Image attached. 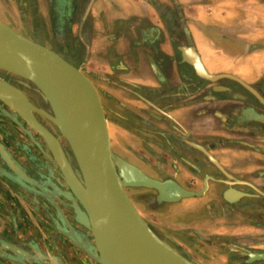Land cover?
<instances>
[{"label":"crops","instance_id":"1","mask_svg":"<svg viewBox=\"0 0 264 264\" xmlns=\"http://www.w3.org/2000/svg\"><path fill=\"white\" fill-rule=\"evenodd\" d=\"M0 21L59 53L69 51L67 59L91 73L115 122L111 145L146 174L184 176L165 168V144L191 167L193 159L209 161L193 142L233 181L264 189V0H0ZM197 62L209 74L230 77L207 79ZM14 156L27 174L0 163V241L32 259L0 248V264H53L45 256L89 264L86 253L46 225L52 213L44 176L28 171L26 157ZM204 177L210 184L201 196L171 202L156 216L200 264H248V253L264 248V201L229 203L223 191L244 184Z\"/></svg>","mask_w":264,"mask_h":264},{"label":"water","instance_id":"2","mask_svg":"<svg viewBox=\"0 0 264 264\" xmlns=\"http://www.w3.org/2000/svg\"><path fill=\"white\" fill-rule=\"evenodd\" d=\"M1 47L16 52L24 60L29 73L26 76H20L26 81L20 79L17 81L26 88L39 92L51 110L49 113L34 106L33 114L34 112L41 113L54 123L61 136L66 139L76 162L77 167L73 169L59 141L62 164L51 156L70 189V192L66 194L73 201L76 220L90 231L92 237L90 243L92 249L85 247L73 235L75 244L98 264H126L123 256L126 255V260L131 262V255L135 252V242L144 233L146 237L164 245L184 259H191L162 239L150 227L128 195L126 187L151 188L156 191V202H174L182 197L204 193L208 187L207 177L204 179L203 188L194 191L184 188L172 178L158 179L149 176L137 165L113 151L107 118L98 90L81 66L74 65L59 52L17 32L12 26L2 21H0ZM196 66L199 74L210 80L220 76L230 77L228 74H209L199 62ZM0 69H7L15 75H20L2 64H0ZM33 114L31 116L34 123L20 118L41 138H44L47 130L34 118ZM11 117L18 122L15 117ZM189 143L202 151L209 161L230 178L206 148L193 142ZM0 153L12 169L17 173H22L9 162L1 144ZM226 183L246 184L264 195V192L244 180H226ZM230 189L238 191L236 198L232 199L227 196ZM250 195L233 186L223 191V197L229 203ZM99 206L101 210L106 209L105 213L98 212ZM63 219L69 226L64 216ZM0 248H7L32 259L16 244H3L0 241ZM35 251L36 257L42 256L38 249ZM45 257L53 264H62L60 258ZM247 260L248 262L264 261V251L249 252Z\"/></svg>","mask_w":264,"mask_h":264},{"label":"rangeland","instance_id":"3","mask_svg":"<svg viewBox=\"0 0 264 264\" xmlns=\"http://www.w3.org/2000/svg\"><path fill=\"white\" fill-rule=\"evenodd\" d=\"M48 46H50V45H48ZM60 54H62L66 58H69V51L61 50ZM82 69L90 77V79L93 81V83L95 84V86L97 88L95 79H93V76L91 75V73H89L85 69V67H83V66H82ZM0 70H2V69H0ZM11 74H13V73H11ZM16 76H18V75H16ZM19 79L20 78H17V80H19ZM17 80H16V82L18 84L22 85ZM20 80H22V79H20ZM23 81H26V79L23 78ZM22 86L25 87L24 85H22ZM27 89H29V88H27ZM97 90H98V88H97ZM98 93H99V96H100V99H101V102H102V105H103L102 95H101V92L99 90H98ZM0 100L3 103H5L1 98H0ZM1 101H0V144L2 145V147L4 148V150L6 152L8 151L10 153V156L13 159H14V155L16 153H19L20 155L26 157L30 161V162L26 163V165L29 168L28 171L32 172L33 174H34V172L36 174L40 173L41 176H44L45 180H44L43 183L47 184L49 182V178L50 177L54 178V176H55V178L57 180L60 181L61 187H60V189H58V191L60 193H62V195L64 196V198L62 197V202H60V200H58V199H57V201L54 200V197L53 196L51 197L49 195V192H48L49 190H48V186L47 185L42 186V189L44 190V192H46L45 194H47L46 199L44 198L45 199V204L48 207V210L50 209L51 213L52 214L54 213L53 217L49 216V215H52V214H49L44 219H45L46 225L48 227L49 226L51 227V226L55 225V223H56V225L58 226V229H59L58 231H60V233L62 235V239H66L67 241H69V243L72 245L73 249H75V246H76L80 251H82L75 244V242L73 241V237L72 236L74 234L70 233V235L69 234L65 235L64 233H62V230L64 229L63 225H65V226L70 228L69 218H71L72 221H76V222H78V221L76 220V214L74 212L73 201L66 194L67 192H70V189H69V187H68V185H67V183H66V181H65V179H64V177H63V175H62V173L60 171V169L56 165L55 161H54V165L55 166L53 167L54 170H52L51 167L45 168L44 166L43 167L39 166V164L43 163L44 160L46 159V157H44V156L42 157L41 153L36 149V147L34 145V144L37 143V141L39 142V137L41 138V136L37 132L33 131L27 125V123L25 121H23L16 113L11 111L6 106L7 105L6 103H5L6 105H4ZM103 108H104V106H103ZM44 111H46V110H44ZM46 112H48V111H46ZM35 113L39 114L42 119H45V120L49 121L50 123H52L47 117H45L41 113H38V112H35ZM49 113H51V112H49ZM105 115H106V118H107L108 129H109V126L110 125L111 126L114 125L115 122L111 121L113 119L112 116H110L111 119H109V117H107L108 115L106 114V112H105ZM11 116L15 117L18 120L19 123L17 121H15L14 119H12ZM164 121H167V120L164 119ZM164 126L167 127V125L165 123H164ZM55 128H56V126H55ZM56 131H57V137H58L59 141H62L64 143V145L67 147V149L70 151L72 159H73V162L75 163V166L77 167L76 162L74 160V157L72 155L71 149H70L66 139L63 136H61V134L59 133L57 128H56ZM50 132H52V131H50ZM52 134H54V133L52 132ZM109 135H110V131H109ZM4 144H6L7 146H5ZM112 149H113V151L116 154H118L119 156L123 157L122 155H120L117 152V149L115 147L112 146ZM161 151H162V149H161ZM162 153H166V152L162 151ZM167 154L169 155V156H166L167 158H165V156H161L162 160H163V162L165 164V168L168 169V171H171L172 173H178V172L181 171V174H183L184 176H181V177L178 176L177 178H174V180L176 182L180 183V185H182V186L187 185V186L194 187V189H193L194 191H199L200 189L203 188L202 185L204 184V179H205L204 175L205 174H209V175L213 176V178L210 179L209 182H217L216 181L217 179H219V180H234V178L226 177V175L224 173L223 174H224L225 177H221V176H223L221 171H219V168L216 165H214L211 161H206V160L200 161L198 159H193L192 163L195 165V167H191L188 163L180 161V159L174 158L175 160L172 161L171 159L174 156H172L169 152ZM123 158L126 159L125 157H123ZM169 158H171V159L168 161L167 159H169ZM0 159H2V160H0L1 161L0 163L2 165H6L13 172H16V170H14V169H12L10 167L8 162L4 161L1 153H0ZM14 166H16V165L14 164ZM72 167H73V165H72ZM76 167L75 168L73 167V169H76ZM151 168L153 170L160 171L159 166H154V167H151ZM1 169L4 170L2 167H1ZM197 169L200 170V173L197 172ZM162 171H164V170H162ZM17 174H20V173H17ZM23 174H27V173L24 172ZM159 174H160V177H155V178H158V179L167 178V177H163V175H161L162 173H159ZM151 177H153V176H151ZM23 183H24V187H26L27 185L25 184V182H23ZM208 184H210V183H208ZM224 184L226 186L228 185V183H226V182ZM28 186H29V188H33L32 187L33 185L32 186L28 185ZM241 186H242V191H245V192L251 194L250 196H244L243 198L253 197V198L257 199L256 201H264V195H262V194L258 193L257 191H255L251 186L246 185V184L241 185ZM184 187H186V186H184ZM37 188H39V187L37 186L36 189ZM257 188L260 189L262 192H264V189L260 188L259 186ZM207 189H208V187L206 188V190ZM27 190H28V188H27ZM126 191H127L128 195L130 196V198L132 199V201L134 202V204L136 205V207L138 208V210L141 213V215L143 216V218L147 221V223L150 225V227L162 239L166 240L169 244H171L173 247H175L178 251H180L184 255L188 256L192 260H194V261H196L198 263L200 262L197 256L193 257V253H189L188 252V250L186 249L187 247L184 246L183 243L178 242L177 239L171 237L166 232V230H165L166 229V221L162 220V218L160 219V218H158L156 216L158 214L159 210H165L167 205L169 203H171V202H168V201L156 202V191L154 189H151V188L128 186V187H126ZM202 194L194 195L193 196L194 198H190L192 196H188V197H182L181 199H185V201H189V199L190 200H196L197 199L196 197L201 196ZM29 198L32 199V200H35L33 198V196H31V195H29ZM63 201L65 202V204L63 203ZM245 205H247V204H243V206H245ZM213 206H214V208L218 207L217 203L213 204ZM81 209L82 208H80V210ZM81 211H83V210H81ZM63 216L69 222V226L65 223V221L63 219ZM161 221H163V222H161ZM89 241L91 243L92 237H91V239H89ZM90 249H92V248L90 247ZM255 250L264 251V248H257V249L255 248ZM82 252L85 253L84 251H82ZM253 252H257V251H253ZM213 256H215V255H213ZM242 259L245 260L246 257L245 258L242 257ZM248 264H264V261H254V262H249Z\"/></svg>","mask_w":264,"mask_h":264},{"label":"bare ground","instance_id":"4","mask_svg":"<svg viewBox=\"0 0 264 264\" xmlns=\"http://www.w3.org/2000/svg\"><path fill=\"white\" fill-rule=\"evenodd\" d=\"M0 64L20 74L19 76H26L29 73L24 63V60L20 55H18L14 51L8 50L3 47L0 48ZM5 71H7V69ZM7 72L11 73V71L9 70ZM0 98L7 105L1 100L0 101L4 105H6L11 111L16 113L19 117L24 118L25 121L34 123L31 115L33 114L32 110L35 105L27 98L26 93L21 88L17 87L16 85H13L5 79L0 78ZM33 116L38 121L34 114ZM42 126L47 130L45 137L42 138L47 148V151L50 155L53 156L55 160L62 164L63 159L58 146V138L54 134H52V132H50L43 124ZM230 191H235L237 193L236 197L239 194L237 190L230 189L227 192V196L229 198H231L229 196ZM100 208L101 206H99L98 210ZM105 210L106 209L103 208V210L100 209L98 212L102 211V213H105ZM135 244V252H133V254L131 255V262L129 263L126 260V255L123 256L126 261V264H197L191 259H184L182 256L172 252L170 249H167L164 245L158 244L155 240L146 237L144 233L139 236Z\"/></svg>","mask_w":264,"mask_h":264},{"label":"flooded vegetation","instance_id":"5","mask_svg":"<svg viewBox=\"0 0 264 264\" xmlns=\"http://www.w3.org/2000/svg\"><path fill=\"white\" fill-rule=\"evenodd\" d=\"M0 78L2 79H5L7 81H9L10 83H12L13 85H16L17 87L21 88L25 93H26V96L27 98L37 107L39 108H42L48 112H51L50 108H49V105L48 103L45 101V99L40 95L39 92H37L36 90L34 89H27L25 87H23L22 85L18 84L16 82L17 78H20L23 80V78L19 77V76H16L14 74H11L10 72H7V71H4V70H0ZM10 112V111H9ZM34 115L36 116V118L38 119V121L43 124L44 126H46L50 131H52L54 133V135L57 137V131H56V128L55 126L50 123L49 121L45 120V119H42L41 116L37 113L34 112ZM176 142L178 143V145L184 149L185 148V144H184V141L182 138L179 137V139L176 140ZM61 145H62V148L68 158V160L70 161V163L73 165V167L75 168V163L73 162V159H72V156H71V153L70 151L67 149V147L64 145V143L62 141H60ZM36 149L41 153L42 157H46V159L44 160L43 163H40L39 166H44L45 168H48V167H51L52 170L53 167L55 166L54 165V160L52 159L51 155L49 154V152L47 151V148L45 146V143L43 142L42 138L39 137V142L37 141L36 144H34ZM164 147L166 149H170V154L176 158H179L181 160H185L184 156H182V154H180L179 152L175 151L172 146L170 145H164ZM4 149V148H3ZM185 150V149H184ZM5 151V150H4ZM6 155L8 156L9 158V162L11 164H15L16 168L21 172V169H20V164H19V160L16 156H14V159L10 156V153L7 151H5ZM51 157V158H50ZM4 159V158H3ZM4 161L7 162L6 159H4ZM37 162V161H36ZM25 170V169H24ZM197 172L200 173V170L197 169ZM22 173H23V170H22ZM17 174V173H16ZM20 175V174H19ZM167 178H171V177H167ZM219 180V179H218ZM48 186V192H49V195L52 197H54V200L57 201L60 200V202H62V197L64 198V196L62 195V193H60L58 191V189H60L61 187V183L59 180H57L54 176L53 177H50L49 178V182L46 184ZM63 203L65 204V202L63 201ZM69 222H70V228L63 225L64 229L62 230V233H64L65 235L72 233L74 234L77 239L85 246V247H88L90 248V241L89 239H91V234L90 232L85 228L83 227L81 224H79L78 222L76 221H72L71 218H69ZM56 225V223H55ZM56 230H58V226L56 225L54 227ZM64 231V232H63ZM84 254V253H83ZM85 257L89 260V264H98L96 263L95 261H93L87 254H84ZM87 260V261H88Z\"/></svg>","mask_w":264,"mask_h":264}]
</instances>
